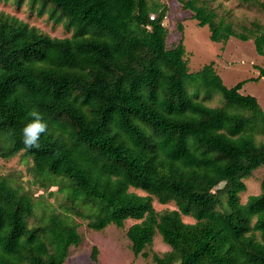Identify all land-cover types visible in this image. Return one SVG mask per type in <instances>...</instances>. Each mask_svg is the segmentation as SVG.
Returning a JSON list of instances; mask_svg holds the SVG:
<instances>
[{
  "label": "trees",
  "instance_id": "trees-1",
  "mask_svg": "<svg viewBox=\"0 0 264 264\" xmlns=\"http://www.w3.org/2000/svg\"><path fill=\"white\" fill-rule=\"evenodd\" d=\"M177 1L212 41L253 38L264 56L260 22L236 27L211 0ZM27 2L71 35L0 11L1 157L24 153L42 180L62 191L68 181L67 202L90 208L93 229L137 220L127 230L135 256L147 258L160 234L170 250L152 251L154 264H264V178L260 193L240 198L264 167V109L241 92L246 81L228 87L215 62L191 71L183 40L168 44L165 1ZM33 109L48 130L29 148L22 128ZM21 188L0 176V264H64L77 224L60 215L30 224L36 202ZM156 198L176 208L157 212Z\"/></svg>",
  "mask_w": 264,
  "mask_h": 264
},
{
  "label": "rangeland",
  "instance_id": "rangeland-1",
  "mask_svg": "<svg viewBox=\"0 0 264 264\" xmlns=\"http://www.w3.org/2000/svg\"><path fill=\"white\" fill-rule=\"evenodd\" d=\"M162 1L168 3L166 18L168 44L172 45L183 40L187 50L189 69L196 71L205 64L215 62L217 72L228 87L240 81H246L241 92L256 96L264 109V77H260L259 69L264 67V56L257 52L254 39L244 41L231 37L226 42H214L209 39V27L198 25V21L192 18V12L183 9L179 1ZM210 5L216 8L219 14L233 21L236 27L243 23L249 25L252 21H258L264 25V7L260 3L245 4L241 0H211ZM0 11L18 17L51 37L71 35L63 23H55L49 18L48 13L39 15L37 8L33 9L27 0L21 7L15 4V0H0ZM212 104H219V97H216ZM0 176L6 177L16 188L21 186V191L27 192L36 202L34 217L30 224H47L53 215H60L70 223L77 224L81 240L78 245L70 247L64 264H154L152 251L162 254L170 250V246L157 233L149 249L150 255L147 258L143 255L135 256L127 236L128 228L137 222L134 219H128L124 227L111 224L101 230L91 228L88 225L89 219L85 218L90 208L81 203L67 202L66 193L70 195L72 190L68 181H63L65 191H62L59 184L42 180V177L33 170L32 158L24 153L10 158H2L0 155ZM263 178L264 167H261L244 179L247 189L240 193L241 202H246L249 195L260 193ZM137 191L144 194L141 190ZM153 204L157 212L176 208L174 202L162 204L157 198ZM78 211L82 215H79ZM183 219L185 222H194L190 216H183Z\"/></svg>",
  "mask_w": 264,
  "mask_h": 264
},
{
  "label": "clouds",
  "instance_id": "clouds-1",
  "mask_svg": "<svg viewBox=\"0 0 264 264\" xmlns=\"http://www.w3.org/2000/svg\"><path fill=\"white\" fill-rule=\"evenodd\" d=\"M29 115L31 119L22 128V141L29 148L39 147L40 137L48 130V125L38 110L33 109Z\"/></svg>",
  "mask_w": 264,
  "mask_h": 264
},
{
  "label": "built area",
  "instance_id": "built-area-1",
  "mask_svg": "<svg viewBox=\"0 0 264 264\" xmlns=\"http://www.w3.org/2000/svg\"><path fill=\"white\" fill-rule=\"evenodd\" d=\"M151 18H153V17H151Z\"/></svg>",
  "mask_w": 264,
  "mask_h": 264
}]
</instances>
